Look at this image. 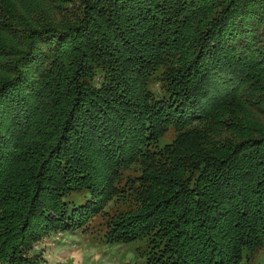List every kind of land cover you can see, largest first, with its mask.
Returning <instances> with one entry per match:
<instances>
[{"label":"trees","instance_id":"trees-1","mask_svg":"<svg viewBox=\"0 0 264 264\" xmlns=\"http://www.w3.org/2000/svg\"><path fill=\"white\" fill-rule=\"evenodd\" d=\"M49 2L65 27L0 8V264H39L34 244L92 217L104 245L145 241L148 264H248L264 0Z\"/></svg>","mask_w":264,"mask_h":264},{"label":"rangeland","instance_id":"rangeland-1","mask_svg":"<svg viewBox=\"0 0 264 264\" xmlns=\"http://www.w3.org/2000/svg\"><path fill=\"white\" fill-rule=\"evenodd\" d=\"M7 1L6 3H0V8L6 11H12L10 16L6 15L9 19L17 15L37 25H62L61 27H65L66 25V20L63 19L64 16L56 12L54 3L49 2V0ZM66 1L68 0H59L58 8L61 12L66 11L71 13L73 9L75 11L76 8H73ZM76 5H79V3ZM156 77L158 78V76ZM156 81H158V79H155L153 82ZM158 89V86L153 85V90L155 92H157ZM173 132L174 130H171L170 133H168V141H173ZM72 200L78 203L77 198L73 197ZM112 203L113 200L106 204L103 211L108 210ZM100 219V217H92L88 224L86 226L84 225L82 228L73 227L52 232V234L34 244V250L29 251L27 254L29 256L28 258L37 261L39 264H88L89 262L94 264H148L144 254L145 249H147L145 247L147 246L146 242L143 240L124 245L114 244L112 245V249H105L102 251L100 246L104 245V242H101L100 238L93 235V230L95 228L88 229V227L98 223ZM70 236L73 238H70ZM61 243L66 244L63 250H61V254L67 251L70 253L73 252L71 256L73 263H65L60 256L61 254H57L55 249L59 244L61 245ZM82 247L85 249L86 247H94L95 249L91 252L92 255L88 257L82 254ZM104 260L107 261V263H104ZM248 264H264V248L258 251L254 258L249 260Z\"/></svg>","mask_w":264,"mask_h":264},{"label":"crops","instance_id":"crops-1","mask_svg":"<svg viewBox=\"0 0 264 264\" xmlns=\"http://www.w3.org/2000/svg\"><path fill=\"white\" fill-rule=\"evenodd\" d=\"M60 235H62V234H60ZM70 238H73V237L70 236ZM65 245H66L65 243H61V245L59 244V246L55 249L57 251V254H59V255L61 254V250H63V247ZM100 248H101L102 251H104L105 249H107V250L112 249V246L111 245H102V246H100ZM94 249H95L94 247H92V248L86 247V249L82 247V251L81 252H82L83 255H86V256L89 257L90 255H92L91 252ZM72 254H73V252L70 253L69 251H67L65 253H62L60 256L62 257V259H63V261L65 263H67V262L73 263L72 262V258H71ZM104 263H107V261L104 260ZM88 264H94V263H90L89 262Z\"/></svg>","mask_w":264,"mask_h":264}]
</instances>
